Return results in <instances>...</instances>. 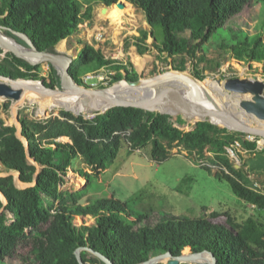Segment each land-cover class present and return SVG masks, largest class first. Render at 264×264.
Here are the masks:
<instances>
[{
	"label": "trees",
	"instance_id": "obj_1",
	"mask_svg": "<svg viewBox=\"0 0 264 264\" xmlns=\"http://www.w3.org/2000/svg\"><path fill=\"white\" fill-rule=\"evenodd\" d=\"M100 1L111 7L120 0ZM124 1L140 9L150 27V31L141 30L134 42L140 55L147 51L144 43L149 35L154 37V30L159 28L163 39L157 50L166 54L165 61L169 58L184 66L200 60V53L206 52L211 43L238 62H264V37L260 35L264 31L252 33L250 25H243L245 19L233 22L254 5L258 7V0L252 6L247 5L249 0H239L241 12L227 19L225 0ZM81 8L77 0H0V26L24 33L40 52L57 53L56 46L90 20V11L82 14ZM219 29L229 35L224 39L220 35L219 42H213ZM251 34L255 35L253 41ZM129 65L106 60L100 50L85 43L76 50L68 72L76 84L83 86V76L103 67L117 71L111 83L123 79L137 81L138 74ZM49 66L52 71L46 80L36 72L40 70L38 66L6 53L0 58V75L40 79L52 88L56 75L53 66ZM194 78L203 80L201 74ZM19 122L29 144V155L40 169L35 185L23 190L14 186L12 176H0V192L7 201L3 206L0 200V210H4L0 214V260L17 255L15 260L22 259L24 264H79L75 251L89 248L113 264H141L165 252L179 256L189 247L192 253L209 251L216 264H264V223L257 219L237 222L227 212H211L209 217H170L149 226L145 222L147 214L136 211L130 200L99 196L82 203L84 189L76 194L59 189L63 176L78 158H82L85 168L76 173L90 183L92 176H99L112 165L124 143L132 150L150 147L151 159L157 163L172 149L181 147L198 158L205 151L212 153V164L227 171L222 170L215 177L227 181L237 198L264 212V186L262 190L253 188L243 170L236 169L227 155V148L236 151V145L252 152L250 141L208 122H199L192 131L185 132L166 115L134 108H113L89 120L61 111L60 117L34 121L24 116ZM176 123L185 122L178 117ZM62 138L68 142L59 141ZM0 163L6 173L18 172L22 182H33L36 166L27 159L14 125H5L1 118ZM249 164L250 171L264 177V148L255 153ZM85 169L91 173L84 172ZM203 169L211 173L208 167ZM220 217L224 219L222 223L213 222ZM76 218H89L93 223L77 226ZM21 247L29 248V252L17 254ZM80 257L83 264H104L86 250L80 251Z\"/></svg>",
	"mask_w": 264,
	"mask_h": 264
},
{
	"label": "rangeland",
	"instance_id": "obj_2",
	"mask_svg": "<svg viewBox=\"0 0 264 264\" xmlns=\"http://www.w3.org/2000/svg\"><path fill=\"white\" fill-rule=\"evenodd\" d=\"M77 1L82 6V14L90 11L91 18L89 21L79 25L78 29L69 38L56 46V52L63 56L74 59L76 50L82 48L87 43L95 49L100 50L106 60H111L118 52L121 55L123 54L121 60H116V62L128 66L131 64L129 69H134L136 73L138 72L140 79H148L157 75H164L168 72L175 77L176 74L171 72L178 71L174 69L173 66H175V68L181 69L183 72L194 69L197 74H201L203 79L219 83H221V79L223 78L235 79L236 83L249 85L252 84V80L254 82H261L260 88L256 93L264 96V62H238L229 53H220L217 46L211 43H208L206 46V52L200 53L201 56L203 55V58L201 57L202 59L200 60L187 62L184 66L172 62L169 58L165 61L167 58L166 54H159L157 50V46L161 44L163 39L162 31L159 28L154 30L155 38L149 35L147 41L144 43L147 51L140 55L134 46V42L140 36L141 30L150 31V27L147 25L145 16L140 9L124 1L125 6L121 17L122 24L119 27L115 24L113 16L103 18L102 9L105 5L100 0ZM225 2L224 11L226 19L231 14H239L241 12L242 4L239 0H225ZM256 2L257 0H249L247 5L252 6ZM258 4V7L255 8L256 5H254L248 13L242 14V17H237L233 22L237 23V20L245 19L246 23L243 25L247 27L250 25L252 33L256 30L259 32V29L264 31V1L258 0ZM110 8L113 7L111 6ZM0 33L6 36V38L11 37L7 32L2 33V30H0ZM220 35L224 39L228 37L229 33L228 31L219 29L212 41L219 42ZM260 35L264 37V33H260ZM249 36L253 41L255 35L251 34ZM5 54L2 51L0 58L3 59ZM132 54L144 60L141 69L133 63ZM38 68L41 70L36 71L38 75L48 80L52 71L50 66L47 63H42ZM53 68L56 75L57 69L55 66ZM99 71L97 76L105 79L102 82L103 84L99 83L97 79H93L86 82L87 86L89 85V87L93 88L102 86L107 88L109 85L115 84L111 82L117 73L116 70L110 67L101 68ZM110 71L113 74L110 75L109 79L107 77H109L108 73ZM121 73L125 74L123 71ZM35 81L41 82L40 79H36ZM243 93L253 94L254 91L250 87ZM14 103L10 99L0 97V118L4 121L5 125L14 124ZM6 106L7 109L5 110ZM15 110L18 111V120L26 116L28 119L34 121H43L50 117H60L61 111L67 112L52 103L36 104L27 101L21 103ZM83 114L86 113H81L80 115L84 117ZM182 126L181 130L187 132L192 127V124L186 126L184 123ZM232 133H235L239 137L240 133ZM242 136L244 137L241 139L247 140L246 137L249 135L243 134ZM63 142H68V140L63 138ZM250 142L254 147L252 152L240 145H236V151L230 150L232 152H227V155L231 162L237 166V169L243 170L249 184L253 188L262 190L264 177L256 175V172L249 170V161H251L258 150L264 148V145L253 137ZM212 159V153L205 151L203 157L198 158L195 154L189 155L181 147H176L171 150L167 157L157 163L151 159L150 147L132 150L129 144L124 143L116 160L108 167L104 175L101 174L105 171L101 172L99 176H92L90 183L81 178L76 171L81 168L84 169L85 164L82 158H78L74 162L73 167L63 176L59 189L60 191L75 194L84 189L81 195L83 197L82 203H86L88 200L99 196H114L115 199L123 202L130 200L131 204L135 206L134 209L136 211L147 214L145 222L149 226H154L161 220L170 217L187 216L198 218L204 215L209 217L211 212H227L237 222H244L247 218H254L264 223V212L237 198L231 191L227 181L215 177V174L222 170L224 172L227 171L222 166L213 165ZM204 167H208L211 173L203 169ZM84 172L91 173V170L85 169ZM5 173L3 165L0 164V176ZM8 217L11 218V214H8ZM223 221L222 217L213 220V222L218 223H222ZM84 222L87 225L93 223L89 218H76L74 220V224L77 226L82 225ZM28 252L29 248L21 247L17 254L26 255ZM184 254L190 255L192 253L186 248ZM16 256L0 260V264H24L22 259L15 260L17 259ZM197 264H207V262Z\"/></svg>",
	"mask_w": 264,
	"mask_h": 264
},
{
	"label": "water",
	"instance_id": "obj_3",
	"mask_svg": "<svg viewBox=\"0 0 264 264\" xmlns=\"http://www.w3.org/2000/svg\"><path fill=\"white\" fill-rule=\"evenodd\" d=\"M114 5L119 9H123L125 2L124 0H120ZM107 10L108 7L103 6V14ZM0 28L2 33L7 32L11 35V37L6 38V36L1 34L0 44L7 45L11 48L7 50L0 47L3 53H12L16 58L30 66H39L41 63L55 66L57 69L55 87H46L43 81L39 82L40 85L46 91L59 94H67L72 87L76 88L82 95L81 106L89 108L86 115H84V118L87 120L97 115L105 114L113 108H134L149 113L166 115L173 122L174 126L180 130L183 126L176 123L178 117L185 122L186 126L192 124V127L188 131H192L199 122H208L219 128H225L229 132L245 133L249 135L246 137L248 141L252 140L253 137L264 145V96L256 93L260 88L261 82H256L251 87V90L254 91L253 94L243 93L245 89L240 85H236L235 79H221L223 85L221 87L203 82L206 79L198 80L197 82L199 84L197 83V85L191 86L184 81L174 79L162 81L156 79L161 75L145 80L139 78L137 81L123 79L103 89L86 87L76 84L69 75L68 70L72 62L70 57L63 56L58 52H40L36 49L33 41L24 33L7 26H0ZM178 72L184 73L183 71ZM188 72L189 74L198 76L194 69ZM29 81L0 75V95H5L12 101L17 98L19 99L21 96L17 92L15 84ZM69 96L71 95L69 94ZM91 100H93V104L99 105L101 109H91L89 105ZM70 112L76 116L80 115L72 111ZM13 125L16 128V137L24 145L27 159L36 166L37 170L31 183L22 182L19 178V173L14 171L7 172L1 177L12 176L14 186L19 190H23L35 185L40 168L29 155V144L22 135V127L18 120V111L15 113ZM240 134L239 137L243 138L244 136ZM234 167L237 169V166ZM0 200L3 206L7 204L1 192ZM3 211L2 208L0 214ZM7 214L11 213L8 212ZM188 249L190 250L189 247ZM82 250L91 253L104 264H113L106 257L89 248H79L75 251V256L79 264H83L80 257V251ZM184 251L179 256H173L170 252H165L149 258L141 264H197L201 260H205L207 264H216L214 255L209 251L191 252L192 254L190 255L184 254Z\"/></svg>",
	"mask_w": 264,
	"mask_h": 264
},
{
	"label": "bare ground",
	"instance_id": "obj_4",
	"mask_svg": "<svg viewBox=\"0 0 264 264\" xmlns=\"http://www.w3.org/2000/svg\"><path fill=\"white\" fill-rule=\"evenodd\" d=\"M112 7L113 8H109L103 14V18L113 16V19L116 22L115 24L120 27L122 24L121 17L123 15L124 9L120 10L117 8V6H112ZM130 20H132V19H130ZM0 30H1V28H0ZM0 38H1V33H0ZM0 47L2 49H7V50L11 49L10 47H8L7 45H4V44H0ZM118 55L121 56V53H118ZM132 61L139 69H141L143 64H144V60L135 54H132ZM171 72H174L176 74V76L174 77L173 75L169 74V72H168L164 75L158 76V78H156V79L162 80V81H168L170 79H174V80H178V81L187 82L191 86H195L198 83L197 80L194 78V76L192 74H189V72H187V71H185L184 73H180L178 71H171ZM205 82H208V84L215 85L216 87L223 86L221 83L216 82V81H212V80H206ZM251 83H252L251 85L242 84V83H236V85H240L245 90H248V88L252 87L256 82H254V80H252ZM202 84H204V83H202ZM15 88H16L17 92H19L21 97L19 99L17 98L14 100V102H15L13 104L14 116H15V113L17 112L15 109L21 103H24V101H27L29 103H36V104L52 103L55 106H57L58 108H64L65 110L68 109V110L78 111L80 113H86L87 110L89 109V108H85V107L81 106V100H82L81 96L82 95L76 88H73V87L71 88L70 92L67 94H65V93L59 94L56 92L52 93V92L44 90V88H42V86L40 85L39 82H37L33 79H30V81L26 82V83L18 82L17 84H15ZM108 93H111V92H108ZM69 94L71 96H69ZM0 97L8 99V97L5 95H0ZM89 105H90L91 109H96V110L101 109L99 105L93 104V100L90 101ZM83 115H86V114H83ZM242 134H245V133H242ZM203 262H206V261L201 260L198 263H203Z\"/></svg>",
	"mask_w": 264,
	"mask_h": 264
},
{
	"label": "built area",
	"instance_id": "obj_5",
	"mask_svg": "<svg viewBox=\"0 0 264 264\" xmlns=\"http://www.w3.org/2000/svg\"><path fill=\"white\" fill-rule=\"evenodd\" d=\"M119 53V52H118ZM123 55V54H122ZM121 55V56H122ZM121 56H119L118 54L117 55H114V57L113 58H111V60L112 61H116V60H121ZM103 68H109V67H103ZM100 71H98V72H93V73H88V74H86L85 76H83V81H84V83H86L87 81H89V80H93V79H97L98 80V82L99 83H102V82H104L105 81V79L104 78H102V77H99V76H97V73H99ZM111 74H113V72H109L108 73V76L109 77H107V78H109L110 79V75ZM112 78V77H111ZM87 84V83H86ZM103 84V83H102ZM231 149L230 148H227V152L228 153H231L232 151H230Z\"/></svg>",
	"mask_w": 264,
	"mask_h": 264
},
{
	"label": "crops",
	"instance_id": "obj_6",
	"mask_svg": "<svg viewBox=\"0 0 264 264\" xmlns=\"http://www.w3.org/2000/svg\"><path fill=\"white\" fill-rule=\"evenodd\" d=\"M62 141H63V140H62ZM106 172H107V171H105L104 173L102 172L103 174H101V175H104Z\"/></svg>",
	"mask_w": 264,
	"mask_h": 264
},
{
	"label": "clouds",
	"instance_id": "obj_7",
	"mask_svg": "<svg viewBox=\"0 0 264 264\" xmlns=\"http://www.w3.org/2000/svg\"><path fill=\"white\" fill-rule=\"evenodd\" d=\"M108 8H110V7H108ZM86 84V83H85ZM61 140H63V138L62 139H60L59 141H61Z\"/></svg>",
	"mask_w": 264,
	"mask_h": 264
},
{
	"label": "flooded vegetation",
	"instance_id": "obj_8",
	"mask_svg": "<svg viewBox=\"0 0 264 264\" xmlns=\"http://www.w3.org/2000/svg\"><path fill=\"white\" fill-rule=\"evenodd\" d=\"M53 66V65H52ZM56 76H57V73H56ZM42 81V80H41ZM55 85H56V83H55ZM55 85H54V87H55Z\"/></svg>",
	"mask_w": 264,
	"mask_h": 264
}]
</instances>
